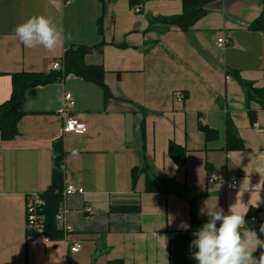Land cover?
Masks as SVG:
<instances>
[{"label":"crops","instance_id":"obj_1","mask_svg":"<svg viewBox=\"0 0 264 264\" xmlns=\"http://www.w3.org/2000/svg\"><path fill=\"white\" fill-rule=\"evenodd\" d=\"M206 7L184 31L159 21L181 14V0H0V104L11 95L12 73H48L72 44L105 43L85 62L103 67L111 94L106 100L102 86L72 74L26 90L18 135L0 137V264H170L168 235L190 229L191 201L204 223L206 206L246 212L244 229L264 242V108L249 99L251 86L264 89V30L250 28L263 4L212 0ZM36 14L63 27L64 43L55 50L25 48L15 36V26ZM220 37L227 39L223 47ZM66 92L87 125L84 134L62 132ZM229 122L240 149L226 147ZM203 126L216 134L207 139ZM59 138L65 184L84 193L63 198L58 225L69 224L70 232L49 239L28 233L26 199L50 185ZM171 141L186 148L181 166L169 155ZM136 166L151 168L180 194L148 191L145 172L133 183ZM231 176L239 179L236 190L223 183ZM75 243L77 252L70 250ZM190 243L186 261L197 264ZM262 253L258 245L253 258Z\"/></svg>","mask_w":264,"mask_h":264},{"label":"trees","instance_id":"obj_2","mask_svg":"<svg viewBox=\"0 0 264 264\" xmlns=\"http://www.w3.org/2000/svg\"><path fill=\"white\" fill-rule=\"evenodd\" d=\"M212 0H181L182 13L168 17H161L159 21L167 25H175L184 31H190L194 24L207 13V4ZM263 9L260 16L250 25V28L264 30V0H262ZM134 5V0H132ZM155 20V19H154ZM101 32V28L99 30ZM105 43L101 42L95 45L72 44L64 53L62 58L63 71L51 70L45 72L20 71L12 73V92L10 97L0 104V137L3 140L14 139L18 135V122L24 115L22 106L26 98V90L38 85L53 83L59 78L67 75H76L85 80L94 82L102 86L104 96L107 100L111 94L104 83V69L101 65H90L85 62V56L89 53L101 52ZM246 84V83H244ZM249 99L257 100L264 108V89L251 86L249 90ZM252 120H255V113L250 110ZM226 143L227 149H240L242 142L238 136L235 127L229 122L227 127ZM204 133L207 139L212 138L216 131L204 127ZM169 155L178 165L185 163L186 148L171 141L168 147ZM65 156L63 138H59L53 143L52 159V179L48 188L41 192L44 203L41 206V212L45 215L43 235L49 239H61L64 231L59 227L56 220V214L59 212L63 202V190L65 185ZM146 173V189L150 192H166L175 190L174 184L158 174L151 173L149 167H133L131 171L132 182L135 183L140 173ZM191 224L187 231L170 232L168 241L172 246L170 252V264H187L186 251L191 241V233L197 231L204 220L198 212V207L194 201L190 202ZM115 212H133L138 210V206H115L111 209ZM28 233L38 234L30 231ZM118 264H122L118 261Z\"/></svg>","mask_w":264,"mask_h":264},{"label":"clouds","instance_id":"obj_3","mask_svg":"<svg viewBox=\"0 0 264 264\" xmlns=\"http://www.w3.org/2000/svg\"><path fill=\"white\" fill-rule=\"evenodd\" d=\"M14 34L28 49L42 46L52 51L65 40L63 27L43 14L32 15L17 24ZM67 39L70 40L71 36ZM206 215L209 219L193 233L196 238L189 245L190 250L196 249L191 255L197 264H264V253L259 261L253 258L257 246L264 247V242L257 239L255 232L244 229L246 212L234 211L231 206L225 214L223 209L214 205L206 206ZM261 232H264V225Z\"/></svg>","mask_w":264,"mask_h":264},{"label":"built area","instance_id":"obj_4","mask_svg":"<svg viewBox=\"0 0 264 264\" xmlns=\"http://www.w3.org/2000/svg\"><path fill=\"white\" fill-rule=\"evenodd\" d=\"M136 11H140V8L137 7ZM227 44V39L225 37H220L218 39L217 45L223 47ZM63 63L62 61L54 62L51 66V70L63 71ZM229 79V77H228ZM175 97L178 100H182L184 95L181 92L176 93ZM75 104L74 98L70 92H66L64 94L63 107L60 110L59 114L62 117V132L63 133H75V134H84L87 131L86 123L76 114L73 113V106ZM258 127V124H254ZM210 182L215 181V178L211 176L209 178ZM226 189L228 190H236L239 186V179L237 176H231L226 179L224 182ZM84 188L76 183L70 182L65 184L63 190V198L65 199L69 195L74 194H83ZM44 203V199L42 198L41 193H33L27 196L26 199V221L27 227L30 231L37 232L38 235L43 236L44 238H48L43 235L44 230V220L45 215L41 212V206ZM88 211L92 212V208H88ZM65 211L61 209L56 214L57 222L62 221L64 217ZM252 221H255V217L251 218ZM63 231L70 232V225L64 224L62 227ZM80 243H75L71 246L70 250L73 252H77L80 249Z\"/></svg>","mask_w":264,"mask_h":264}]
</instances>
